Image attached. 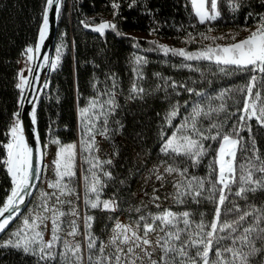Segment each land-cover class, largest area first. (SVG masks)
I'll return each mask as SVG.
<instances>
[{
	"label": "trees",
	"instance_id": "trees-1",
	"mask_svg": "<svg viewBox=\"0 0 264 264\" xmlns=\"http://www.w3.org/2000/svg\"><path fill=\"white\" fill-rule=\"evenodd\" d=\"M45 2L0 0V205L5 202L12 187L4 163V145L8 141L10 127L19 119L16 114H19L22 95L17 88L20 65L25 58V50L36 45ZM113 3H118L119 8L113 9ZM218 9L220 16L217 19L200 23L189 0H61L52 60L56 58L58 48L61 57L55 69L50 67L47 87L38 98L36 129L44 158L54 145L81 144L86 137L82 132L80 109L87 107L97 95L95 88L110 89L114 79L119 107L109 117V138L102 137L111 149L112 160L111 165L103 167L112 173V178L103 177L106 186L102 189L101 200L114 199L118 207L115 212H110L92 209L85 204L87 216L93 217L91 232L98 242L106 241L117 219L122 217L132 223L133 218L139 215L133 210L137 207L144 213L171 208L174 212L189 211L197 221L200 214L208 221L212 219V203L201 200L199 204H174L170 196L173 192L171 184L166 183L161 188L154 177L148 179L149 170L164 159L159 151L160 132L162 128L167 129L164 117L172 105H178L183 116L191 111L196 102L205 107H217L223 103L226 111L214 114L213 119L224 122L225 132H231L235 126L241 142L249 148L255 140V147L264 159V127H260L255 119L247 123L239 120L244 114L239 109L246 99L242 90L248 84L249 76L264 74L238 71L231 67L221 71L224 66L212 61L186 60L171 52L165 54L159 48L163 45L196 53L212 45L236 42L256 29L258 20L264 16V0H218ZM102 22L115 24L116 27L105 29L103 35L88 33L83 28ZM137 57L147 61L139 66L142 78L136 72ZM173 82L177 85L175 90L169 86ZM134 83L145 90L142 98H129ZM256 91L261 92L264 100V82L257 83L253 93ZM221 92L226 93L223 100L214 99ZM180 120L181 117H177L173 124H178ZM208 123L204 120L202 126L207 127ZM248 125H251V131ZM167 130L169 133L172 131ZM53 141H59V144ZM209 143L212 147L198 166L181 162L183 158H179L177 163L180 167H188L190 175L202 178L214 175V152L218 141H205V144ZM81 154L83 163L78 173L85 191V176L90 178V164L84 160L90 155L82 150ZM107 154L105 152V157ZM249 154L245 152L241 156L238 150L237 164L244 162ZM98 156L104 158L102 154ZM46 169L44 164L40 182L46 176ZM154 187L158 189L155 195L161 197L158 202L160 209L149 203ZM205 188L207 196L211 184L206 183ZM247 195V201L231 195L229 200L238 204L241 210H250L249 205L257 208L264 206V191ZM166 196L168 199H165ZM225 206L232 205L226 201ZM221 211V220L233 218L223 214V207ZM256 246L261 247L260 241H256ZM210 258H214L211 253ZM38 261V256L26 254L21 249L0 247V264H38ZM252 262L264 264V259L256 256ZM39 264H62V261L57 257L53 261H39Z\"/></svg>",
	"mask_w": 264,
	"mask_h": 264
},
{
	"label": "snow or ice",
	"instance_id": "snow-or-ice-1",
	"mask_svg": "<svg viewBox=\"0 0 264 264\" xmlns=\"http://www.w3.org/2000/svg\"><path fill=\"white\" fill-rule=\"evenodd\" d=\"M54 3L58 4L59 0H46L38 43L35 47H28L25 50L28 61L40 58L41 46L49 29L48 10L53 8ZM191 4L200 23L215 20L219 16L217 0H191ZM112 8L118 9L119 4L113 3ZM115 27V24L102 22L93 30L103 35L105 29H115ZM159 48L165 54L171 52L186 60L212 61L218 66H224L221 71L231 67L238 71L264 74V16L258 20L255 31L250 32L243 40L226 46H209L196 53L186 52L184 49H170L163 45ZM60 57L61 51L58 48L54 60L49 62V57L45 55L43 62L45 65L50 63V67L55 69L60 62ZM146 62L141 57L135 60L139 78H142L139 66ZM33 70L29 69L30 72ZM38 79V76L33 77V81ZM258 82H264V75L249 76V82L242 90L246 93V99L242 108L239 109L244 113L239 120L247 123L255 119L260 127H264V100L261 98L260 91L253 93ZM29 86H31L30 81L21 73L20 82L17 84L22 94L21 103L24 99V89ZM169 86L173 90L177 87L174 82ZM44 87H47L46 83ZM116 87L114 79L110 89L101 90L94 85L97 95L79 112L82 132L86 137L81 140L80 147L83 152L90 154V157H85V162L90 164L88 171L91 173L90 180L88 176H85V204L92 209L100 208L102 211L110 212L117 210V202L114 199H100L101 191L106 185L93 169H100L104 177L111 179L112 173L104 170L103 166L111 165L112 160L101 161L98 156L91 154L99 151L96 146L97 135L105 139L109 138V117L114 115L119 107ZM180 87L184 86L180 85ZM186 90L193 92L192 89ZM144 91L142 87L134 83L130 89L129 98H142L141 94ZM225 95V92H221L214 99L223 100ZM225 111L223 103L217 107L211 105L205 107L201 102H196L187 115L181 116L179 106L172 105L164 117L167 129L172 131L169 133L167 129L162 128L160 132L159 151L164 159L149 170L148 177V179L154 177L156 181H159L161 188L166 183L171 184L173 192L170 196L174 204L189 202L199 204L201 200L212 203L214 205L212 219L208 221L203 214H200V219L197 221L192 218L191 212H174L171 208L161 209L155 213H144L137 207L133 210L139 215L133 218L132 223L123 224L117 220L107 242L104 240L98 242V238L91 232L93 217L84 216V247L88 252V264H138V262L139 264H253V257L260 256L264 259V226H262L264 225V206L257 208L255 205H249L250 210H241L238 204L229 200L231 195L247 201L248 193L264 191V159L255 147V140L249 148L241 142L242 138L235 126L231 132H225L223 131L224 122L213 119L214 114L218 115ZM16 115L18 117L19 114ZM177 117H181L180 122L173 124ZM204 120L209 121L207 127L202 126ZM35 122L36 114L33 109L32 123L35 124ZM248 130L251 131V125H248ZM10 134L11 142L4 145L7 149V159L4 163L8 166L7 171L12 178L13 187L5 202L0 205V232L4 231L16 218L19 206L24 204L26 196L31 194L32 181L39 178L41 173V168L38 166L39 156L34 162V150L24 138L19 119L11 127ZM36 139L38 140L39 137ZM205 141H218L214 152L216 165L213 167L214 175L210 174L208 178L190 175L188 167H180L177 160L183 158L181 162H188L192 167L198 166L212 147L210 143L205 144ZM53 142L59 144V141ZM76 148L75 144L59 148L54 161L56 179L48 184V188L53 191L41 194V202L37 205L38 210H34L29 217L24 218L22 227L13 233L16 239H9L0 247L21 249L26 254L38 256L39 261L48 262L57 259L54 249L58 242H62L63 251L58 254L62 264H84L85 257L81 243L62 240L60 236L63 231L62 223L69 225L70 230L66 232L67 236L75 237L79 234V226L75 219L71 221L61 219L69 215L73 217L79 215L72 200L62 199L74 194V189L69 187L66 178L70 181L76 175L74 171ZM238 150L241 156L245 152L250 153L244 162L239 164H237ZM36 151L39 153V149ZM206 183L211 184V189L207 190V196H205ZM157 191L158 189L154 187L149 203L160 209L158 202L161 197L155 195ZM165 199L168 197L166 196ZM226 201L232 206H225ZM64 205L69 206L68 211L62 210ZM222 207L223 214L232 215V219L221 220ZM49 221L51 222V238L45 240L44 230H48L47 222ZM153 235L154 241L150 238ZM256 241H260L261 247L256 246ZM157 250L160 253L159 258L153 259ZM210 253L214 258H210Z\"/></svg>",
	"mask_w": 264,
	"mask_h": 264
},
{
	"label": "rangeland",
	"instance_id": "rangeland-1",
	"mask_svg": "<svg viewBox=\"0 0 264 264\" xmlns=\"http://www.w3.org/2000/svg\"><path fill=\"white\" fill-rule=\"evenodd\" d=\"M189 2L191 4V0H189ZM191 7H192V4H191ZM192 10H193V13H194L196 19L199 21V17L196 16L195 11H194L193 8H192ZM217 10L219 12L218 0H217ZM219 16H220V12H219ZM206 21H212V20H206ZM252 31H255V30H252ZM249 34H247L244 38H246ZM244 38H241L240 40H238L236 42H239V41L243 40ZM228 44H231V43H227V44H221L220 43V44H216V45L226 46ZM216 45H212V46H216ZM34 60L28 61L27 60V56L25 54V58L22 60L21 65H20V71H19V75H18V83L20 82V74L21 73H23L24 77L29 80L30 73H31L29 71V69H32V66L34 64ZM26 89H27V87L24 89L23 94L25 93ZM11 127H10V129H11ZM97 127H99V125ZM10 129L8 131V141L5 143V145L7 143L11 142V140H12V137H11V134H10ZM72 144H75L77 146V148H76L75 166H74V171H75L76 175L74 177H72L70 181H68L67 178H66V182H68V185H69L70 188L74 189V194L71 195V196L62 197V199L72 200L73 201V206L76 208V210H77L79 215L77 217H73V216L69 215V216L62 217L61 219H62V221H71V220L75 219L76 222H77V225L79 226V234L76 235L75 237L67 236L66 232L68 230H70L69 229V225L67 223H62L61 224V228L63 229V231H61L60 236L62 237V240L63 239H67V240H69V241H71L73 243H75V242H80L81 243L82 251H83V254H84V257H85V260H84V264H85L87 262V257H86L87 256L86 255L87 249L84 247V244H85V237H84L85 227H84V223H83V218H84V216H87L86 211H85V199H86V197H85V191H83L82 184L80 183V179H81L80 173H78L79 169H80V166L83 163V160H82L80 143L75 142V143H72ZM65 145H68V144H65ZM61 146H64V145H54L51 148L50 154L47 157L44 158V164L47 165L45 178L39 183V186H38V188H37V190H36V192H35V194H34V196L32 198V201H31L28 209L26 210V212H24L20 216V218L13 224L14 226L9 231H7L5 233V235L0 239V245L4 244V242L8 241L9 239H12V240L16 239V237L13 235V233H15L19 228L22 227V222H23L24 218L29 217L30 213H32L34 210H38L37 209V205H39L40 202H41V194L43 192H52L53 191V189L48 188V184L50 182H53L56 179L54 161L56 159V154L59 151V148ZM96 146L99 149V151L93 152L91 155L98 156V155L102 154V155H104V158L102 156H98L101 161L111 160V156H110L111 149H109V147H107L104 139H102V137L100 135L96 136ZM105 152H108L107 157H105ZM88 155H90V154H88ZM6 159H7V149L5 148V159H4V161ZM7 167L8 166L5 163L6 171H7ZM89 168H90V166H88V170H89ZM103 169H104V167H103ZM93 171H94V169H93ZM95 172H97V174L99 172L98 175H100L101 176V180H103L104 176L102 175L101 170L100 169H96ZM7 173H8V171H7ZM8 175L10 177L11 184H12V178H11L9 173H8ZM90 179H91V173H90L89 180ZM12 187H13V184H12ZM101 197H102V191H101V194H100V199H101ZM57 207H60V206H57ZM68 207H69L68 205H64L62 207V210L63 211H68ZM48 215H50V213ZM117 220H119L123 224H130L129 222L124 220L122 217L117 219ZM116 221L113 223V225L111 227V230H110L105 242H107L108 238L110 237L111 232H112V228L114 227ZM47 223H48V230H44V239L45 240H48V239L51 238V233H50L51 222L49 221ZM150 238L153 241L155 240V236L154 235L151 236ZM61 251H63V244H62V242H58L56 247H55V249H54V252L57 253V257H59L58 254ZM159 255H160L159 250H157V252L154 253V255H153V259H158ZM138 264H139V262H138Z\"/></svg>",
	"mask_w": 264,
	"mask_h": 264
},
{
	"label": "water",
	"instance_id": "water-1",
	"mask_svg": "<svg viewBox=\"0 0 264 264\" xmlns=\"http://www.w3.org/2000/svg\"><path fill=\"white\" fill-rule=\"evenodd\" d=\"M59 0L58 4L53 5L52 9L48 10V18H49V29L46 34L45 40L43 45L41 46V52H40V58L34 60V64L32 66L33 71L30 73V85L27 87L23 97V102L21 103L20 109H19V121L23 127V135L28 143V145L33 148V157L34 162L37 160V157L39 156V162L38 166L41 168V173L39 178L32 181V187L30 189V195H27L25 198V203L19 206L18 214L15 219H13L9 225L6 227V229L2 232H0V238L13 226V224L20 218V216L24 213V211L28 208L42 177L43 172V165H44V153L43 149L40 145L39 139L37 135V129H36V122L35 124L32 123V112L33 109H36V104L38 101V98L44 89L45 83H47L48 76L50 73V63L48 65H45L43 62V56L49 57V62L52 60L53 52H54V45H55V38H56V30H57V9L59 10L60 7ZM46 7V2L43 10V15ZM43 15H42V21L40 28L43 25ZM98 25H88V27L83 26L84 30L88 33L94 34V35H101L99 32L94 31L93 29L95 27H98ZM40 30V29H39ZM39 34V33H38ZM38 43V37L37 42ZM38 76L39 79L33 81V77ZM39 149V153L36 151ZM42 154V155H41ZM7 215V214H6Z\"/></svg>",
	"mask_w": 264,
	"mask_h": 264
}]
</instances>
